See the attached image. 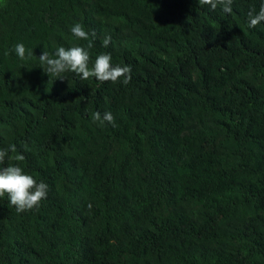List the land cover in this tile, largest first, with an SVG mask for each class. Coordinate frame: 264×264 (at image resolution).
<instances>
[{
	"label": "trees",
	"instance_id": "obj_1",
	"mask_svg": "<svg viewBox=\"0 0 264 264\" xmlns=\"http://www.w3.org/2000/svg\"><path fill=\"white\" fill-rule=\"evenodd\" d=\"M262 3L0 0V149L25 156L0 167L50 189L23 213L0 197V264H264ZM77 23L127 86L44 73L43 51L87 46Z\"/></svg>",
	"mask_w": 264,
	"mask_h": 264
},
{
	"label": "clouds",
	"instance_id": "obj_2",
	"mask_svg": "<svg viewBox=\"0 0 264 264\" xmlns=\"http://www.w3.org/2000/svg\"><path fill=\"white\" fill-rule=\"evenodd\" d=\"M234 0H199L200 5H208L211 10H216L219 6L225 14H231L232 4ZM248 26L255 28L264 22V3L261 4L259 10L252 8L248 12ZM72 34L80 40L88 41L87 46H74L71 48L59 47L54 54L48 51L38 57L41 68L49 77L64 80L66 74L71 72L80 77L81 80L87 81L95 78L100 83L112 82L122 83L127 86L132 80V67L130 65H113L110 53H101L97 55L94 64L90 66L89 50L93 47L95 33L90 34L85 31L84 26L80 23L75 24L71 28ZM112 41L111 36H107L103 40V46L108 47ZM14 52L21 61L31 59L34 55L33 49L26 48L24 43H17L14 46ZM5 52V55H8ZM54 79V80H55ZM93 122H99L100 126L105 123L116 126L115 118L111 112H100L92 114ZM27 151V146L25 145ZM17 153L15 145H10L7 149H0V165H4L9 153ZM16 161H23L25 156L17 153L14 157ZM49 185L44 181H39L24 172L19 165L7 164L0 167V197L7 194L9 203L15 207L17 213H23L30 210H39L41 201L47 199L49 193ZM91 205H89V208Z\"/></svg>",
	"mask_w": 264,
	"mask_h": 264
}]
</instances>
